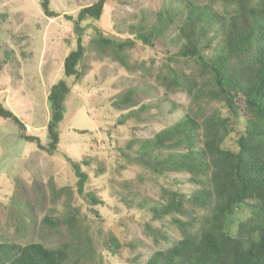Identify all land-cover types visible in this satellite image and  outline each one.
Returning a JSON list of instances; mask_svg holds the SVG:
<instances>
[{
	"label": "rangeland",
	"instance_id": "374dc122",
	"mask_svg": "<svg viewBox=\"0 0 264 264\" xmlns=\"http://www.w3.org/2000/svg\"><path fill=\"white\" fill-rule=\"evenodd\" d=\"M41 1L0 0V106L26 128L21 131L15 122L0 120V247L41 244L66 250L64 264H146L156 251L181 239L169 218L153 219L152 208L165 203V192L191 195L198 186L189 183L188 174L159 176L135 161L142 143L189 113L204 122L212 114L226 117V111L164 87L157 75L165 57L141 42L124 53L129 71L112 50L101 51L92 41L99 35L115 43L133 39L132 26H152L157 14L178 12L186 0H108L100 21L82 22L80 11L99 0H50L56 18L45 16ZM214 7L225 11L219 4ZM182 23L180 18L170 26L166 46L177 49L173 42ZM78 39L84 55L77 68L82 76L76 80L66 78L64 62L77 49ZM180 62L177 70L193 75L195 65ZM60 81L67 82L70 92L57 127V150L48 154L22 139V133L48 146V95ZM127 92L133 94L132 103L119 105ZM234 122L224 147L237 151L244 128L240 118ZM71 162L87 175L82 194ZM250 215L238 209L226 231L236 236L239 223ZM148 225L166 234L169 242L155 241Z\"/></svg>",
	"mask_w": 264,
	"mask_h": 264
},
{
	"label": "trees",
	"instance_id": "16d2710c",
	"mask_svg": "<svg viewBox=\"0 0 264 264\" xmlns=\"http://www.w3.org/2000/svg\"><path fill=\"white\" fill-rule=\"evenodd\" d=\"M107 2L99 0L83 8L78 22L100 21ZM215 4L225 11L217 10ZM41 8L48 18L59 16L51 11L50 0H42ZM177 11L160 12L152 26H132L134 38L125 42L115 43L102 35L92 41L101 51L112 50L114 59L129 71L132 67L124 53L141 42L165 57L167 63L157 75L164 87H175L194 101L206 102L207 106L214 103L226 111V117L212 114L204 122L189 113L142 143L135 161L159 176L188 174L189 183L198 186L191 195L165 192V203L152 208L153 219L169 218L181 239L166 250L156 251L146 264H264V0H186ZM180 18L183 23L174 49L163 40ZM210 50L213 55L208 56ZM83 55L78 39L77 49L64 62L66 78H81L77 68ZM180 61L187 67L195 65L193 75L186 76L183 68L177 70ZM69 92L67 82L60 81L48 95L52 112L48 146L24 132L22 139L53 154ZM132 95L127 92L119 105L131 104ZM237 118L243 121L244 129L236 141L237 151H233L224 143ZM0 120H11L26 131L15 114L3 106ZM71 163L82 194L87 175L80 164ZM240 208L251 215L239 223L236 236H231L227 224ZM146 229L155 241L169 242L161 231L149 225ZM110 242L118 247L116 240ZM67 257L66 250L41 244L0 247V264H64Z\"/></svg>",
	"mask_w": 264,
	"mask_h": 264
}]
</instances>
